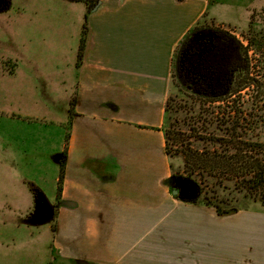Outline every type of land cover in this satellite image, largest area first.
<instances>
[{
	"label": "crops",
	"instance_id": "obj_1",
	"mask_svg": "<svg viewBox=\"0 0 264 264\" xmlns=\"http://www.w3.org/2000/svg\"><path fill=\"white\" fill-rule=\"evenodd\" d=\"M78 1L88 14L80 65L82 31L74 53L61 55L64 63L54 62L48 74L37 67L33 85L42 109L37 119L52 114L62 131L59 149L67 157L61 189L57 173L47 179L49 191L39 183L44 175L16 172L2 175L0 187L25 196L41 189L45 204L58 213L55 229L49 225L56 261L264 264L263 204L219 213L171 191L165 110L173 58L210 0H100L90 12L87 2ZM2 59L9 67L0 78L2 99L24 98V84L33 82L14 76L24 70L20 57L12 51ZM27 153L0 135V164ZM5 203L12 212L25 211V201Z\"/></svg>",
	"mask_w": 264,
	"mask_h": 264
},
{
	"label": "rangeland",
	"instance_id": "obj_2",
	"mask_svg": "<svg viewBox=\"0 0 264 264\" xmlns=\"http://www.w3.org/2000/svg\"><path fill=\"white\" fill-rule=\"evenodd\" d=\"M10 2V8L0 12V78L9 75L7 73L9 67L7 70L6 62L3 63L2 58H6L13 51L18 54L24 66V70L17 69L14 76L26 77L29 79L27 82L33 83L24 84L26 93L22 99L4 101L0 95V135L9 136L17 150L28 151L25 157L21 154L15 158L11 156V159L18 163L0 164V181L1 177H4L2 175H12L15 172L44 175L46 180L39 183L44 182L48 189L51 186L47 179L54 178V173L59 176L61 173L59 159H62L63 152L59 145L62 131H59V127L53 121L56 117L52 114L46 117L47 121L37 119V110H41V113L42 109L37 107L36 89L33 85L37 83V67L42 69L41 72L48 74L54 62L55 64L65 62L61 58L62 54L66 56L72 53V50L74 53L85 19L84 6L78 0H10ZM7 3L8 0H0L2 6ZM199 21L224 24L244 45H247L252 63L251 76L260 81L259 88L251 86L235 97L211 103L187 95L182 91L179 82L173 79L170 96L177 99L175 102L177 107L184 111L180 112L179 117L175 116L170 120L174 123L184 119L187 133H191L193 130L191 125H194L199 135L208 136L215 133L216 136L229 138L236 145L244 147V154L247 157L257 158L264 163V0H210L209 8ZM43 77H46V74H43ZM1 82L0 80V86ZM190 106L194 108L191 110ZM213 117L215 125L222 126L221 129L226 126H238L234 132L239 133L240 137H233L231 134L233 130L226 132L215 128L217 131L213 132L214 128L209 126V121ZM172 130L179 133L177 127H173ZM188 139V143L202 150L210 147L222 151L220 144L211 145L205 143L206 140L194 137ZM183 145L181 142L171 145L170 158L172 171L174 169L180 174L187 175L185 156L181 152ZM199 177L201 186L199 192L203 191L200 199L218 205L223 210L243 208L253 203L263 204L264 188L258 182L253 183L252 174L243 179L219 180L218 177L205 173L202 176L199 173ZM177 186L180 188V184ZM178 188L172 185L171 191ZM26 193V196L23 195L19 189L6 193L0 187V264H68L66 260L56 261L49 247L51 238L49 225L51 224L52 230L55 229L57 211H51V206L45 204L47 199L43 197L44 194L36 197L29 195L27 191ZM16 199L19 202L25 201V211L21 210L23 213L12 212L5 203L6 201L14 203ZM33 199L37 201L34 204L31 202ZM34 209L37 213H32ZM28 214L32 218L29 221Z\"/></svg>",
	"mask_w": 264,
	"mask_h": 264
},
{
	"label": "trees",
	"instance_id": "obj_3",
	"mask_svg": "<svg viewBox=\"0 0 264 264\" xmlns=\"http://www.w3.org/2000/svg\"><path fill=\"white\" fill-rule=\"evenodd\" d=\"M98 2L99 0L90 1L89 12L96 7ZM10 4V0H8L5 6L1 4L0 12L9 9ZM87 19L88 14L85 15L82 27L77 65H80L84 56L88 34ZM213 21L210 23L208 21H198L187 32L175 50L172 68V78L179 82L178 84L184 93L203 102L207 101L211 103L235 97L251 86L259 88L260 83L258 79L251 76L252 63L248 56L247 45H244L230 28L224 24H216ZM175 102H177V99L170 96L166 104L165 135L166 149L170 156H172L171 145L176 144V142L184 144L181 152L185 156L187 175L180 174L173 169L171 179H173L172 185L177 188L176 180L183 181L187 186V190L183 192L178 188L177 198L187 202H204L207 205H213L219 213L231 211L223 210L218 205L200 199L203 191L199 192V188L201 187L199 173L200 176L205 173L206 175L218 177L219 180L220 178L243 179L252 174L253 179L251 180L253 183L258 182L264 188V163L257 158L247 157L244 154V147L239 144L236 145L229 138L216 136L215 133H211L208 136L199 135V131L197 128H194V125H191L193 127V130L190 131L191 133H187L185 130L187 129V124H185L184 119L174 123L170 120V118H174L175 116L179 117L180 112L184 111L178 108ZM189 108L192 110L194 107L190 106ZM209 126L214 128L213 132H216L218 128L226 132L233 130L231 132L232 136H235V138L240 137L239 133L234 132L237 131L236 128L238 126H226V128L221 129L222 126L215 125L214 117L210 119ZM173 127H177L179 133L173 131ZM189 137L206 140L207 142L205 143L211 145L220 144L222 151L218 149L214 150L210 147H205L202 150L188 143ZM235 149L236 151H234ZM66 157V152H63L62 160H60L59 191L63 182ZM32 189L36 197L39 194L42 195V191L38 187H33ZM58 198L60 199V196ZM262 201L264 204V194ZM31 219L29 216L27 221ZM79 264L91 263L79 262Z\"/></svg>",
	"mask_w": 264,
	"mask_h": 264
},
{
	"label": "flooded vegetation",
	"instance_id": "obj_4",
	"mask_svg": "<svg viewBox=\"0 0 264 264\" xmlns=\"http://www.w3.org/2000/svg\"><path fill=\"white\" fill-rule=\"evenodd\" d=\"M82 1L87 2L88 5H89L91 0H82ZM99 1H100V0H99ZM98 3H99V2H98ZM97 5H98V4H97ZM97 5H96V6H97ZM171 180L173 181V179H171ZM176 183H177V184H180V188H179V189H182V191H184V190L186 191V187H187V186H186L183 182H181L179 179H177V180H176ZM181 184H182V185H181Z\"/></svg>",
	"mask_w": 264,
	"mask_h": 264
},
{
	"label": "water",
	"instance_id": "obj_5",
	"mask_svg": "<svg viewBox=\"0 0 264 264\" xmlns=\"http://www.w3.org/2000/svg\"><path fill=\"white\" fill-rule=\"evenodd\" d=\"M170 185L172 186V180H170ZM178 192H179L178 189H173V190H172V193H173V195H175V196L178 194ZM52 216H53V214H52ZM36 219H37V216H36Z\"/></svg>",
	"mask_w": 264,
	"mask_h": 264
}]
</instances>
